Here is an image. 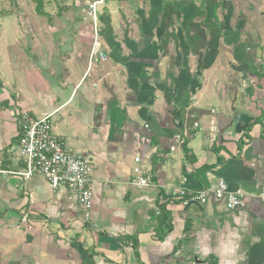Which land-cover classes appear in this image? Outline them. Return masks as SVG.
I'll list each match as a JSON object with an SVG mask.
<instances>
[{
    "label": "crops",
    "instance_id": "0c3cea01",
    "mask_svg": "<svg viewBox=\"0 0 264 264\" xmlns=\"http://www.w3.org/2000/svg\"><path fill=\"white\" fill-rule=\"evenodd\" d=\"M106 7L97 35L82 23L51 25V39L0 35L5 165L24 168L28 111L52 114L66 147L95 166L91 220L42 175L0 186V264H264V0ZM137 156L148 187L132 184ZM221 178L250 194L244 208L174 197Z\"/></svg>",
    "mask_w": 264,
    "mask_h": 264
},
{
    "label": "built area",
    "instance_id": "2783aa9c",
    "mask_svg": "<svg viewBox=\"0 0 264 264\" xmlns=\"http://www.w3.org/2000/svg\"><path fill=\"white\" fill-rule=\"evenodd\" d=\"M104 0L90 4L88 14L92 17L95 34L98 33L99 5ZM92 55H99L106 59L95 44ZM20 146L19 157L24 164L22 171L11 169L5 165L4 158L0 156V186L14 175L30 180L39 174L45 177L54 189L67 188L71 198H74L87 220L92 219L94 209V189L92 175L95 169L93 161L86 155L78 154L68 149L61 136L55 133L52 114L36 118L28 111H23L20 117ZM132 184L137 187H148L153 182V174L144 168L143 158H135ZM250 196L243 189L230 190L228 182L218 179L217 182L202 189L181 188L174 192L185 206L190 204H208L211 198L222 202L230 211L244 208ZM258 196L264 199V186L259 190ZM26 220V217H25Z\"/></svg>",
    "mask_w": 264,
    "mask_h": 264
},
{
    "label": "rangeland",
    "instance_id": "374dc122",
    "mask_svg": "<svg viewBox=\"0 0 264 264\" xmlns=\"http://www.w3.org/2000/svg\"><path fill=\"white\" fill-rule=\"evenodd\" d=\"M95 1L100 0H44L47 15H40L37 12L38 0H0V27L4 25L6 28L0 33L1 38L13 42L15 39H51V25L82 23L92 26L94 22L88 11ZM107 3L104 0L99 5L98 22L101 21V12L102 16L108 14Z\"/></svg>",
    "mask_w": 264,
    "mask_h": 264
},
{
    "label": "trees",
    "instance_id": "16d2710c",
    "mask_svg": "<svg viewBox=\"0 0 264 264\" xmlns=\"http://www.w3.org/2000/svg\"><path fill=\"white\" fill-rule=\"evenodd\" d=\"M106 2H109L111 0H105ZM37 12L40 15H47V13L44 10V0H38V4H37ZM102 17V16H101ZM137 242V241H136ZM138 243V242H137ZM136 247H138V244H136ZM138 254V252H137Z\"/></svg>",
    "mask_w": 264,
    "mask_h": 264
},
{
    "label": "water",
    "instance_id": "95a60500",
    "mask_svg": "<svg viewBox=\"0 0 264 264\" xmlns=\"http://www.w3.org/2000/svg\"><path fill=\"white\" fill-rule=\"evenodd\" d=\"M99 223H100V222H99ZM96 225H97V227H100V224L97 223Z\"/></svg>",
    "mask_w": 264,
    "mask_h": 264
}]
</instances>
